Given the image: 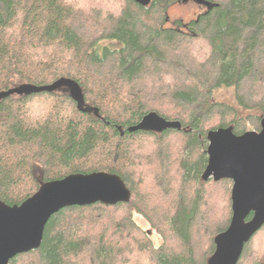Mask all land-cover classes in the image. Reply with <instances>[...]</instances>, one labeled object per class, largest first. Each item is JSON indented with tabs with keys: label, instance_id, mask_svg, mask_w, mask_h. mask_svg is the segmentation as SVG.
Returning a JSON list of instances; mask_svg holds the SVG:
<instances>
[{
	"label": "trees",
	"instance_id": "obj_1",
	"mask_svg": "<svg viewBox=\"0 0 264 264\" xmlns=\"http://www.w3.org/2000/svg\"><path fill=\"white\" fill-rule=\"evenodd\" d=\"M176 1L0 0V202L21 205L43 183L96 172L131 192L128 203L64 209L41 247L10 264H208L214 255L233 183L203 179L207 135L261 129L264 0H205L197 19L168 28ZM108 39L122 47L100 55ZM27 86L51 90L12 92ZM224 86L257 114L215 101ZM152 113L181 129L130 131ZM238 264H264V226Z\"/></svg>",
	"mask_w": 264,
	"mask_h": 264
},
{
	"label": "water",
	"instance_id": "obj_2",
	"mask_svg": "<svg viewBox=\"0 0 264 264\" xmlns=\"http://www.w3.org/2000/svg\"><path fill=\"white\" fill-rule=\"evenodd\" d=\"M133 1L143 7L152 4V0ZM193 1L208 6L205 0ZM46 90L51 88L27 86L12 92ZM170 128L181 129V124L152 113L130 131L163 132ZM207 139L209 161L203 179L233 183L231 222L227 230L215 238L216 250L208 264H238L245 246L264 226V118L259 133L248 131L237 135L232 127H221L210 131ZM130 199L131 192L120 176L96 172L72 174L43 183L21 205L0 202V264H10L19 255L39 249L47 224L66 208L98 203L114 206L128 203Z\"/></svg>",
	"mask_w": 264,
	"mask_h": 264
},
{
	"label": "rangeland",
	"instance_id": "obj_3",
	"mask_svg": "<svg viewBox=\"0 0 264 264\" xmlns=\"http://www.w3.org/2000/svg\"><path fill=\"white\" fill-rule=\"evenodd\" d=\"M206 10L204 5H201L197 1L183 2L182 0L176 1L172 4L168 10L169 20L166 23L168 28H184L187 24H190L193 20L197 19L198 16ZM181 24V26L179 25ZM122 47V45L116 40L108 39L102 41L98 46V52L103 55L105 50H114ZM213 99L217 102L232 106L239 111L241 116L256 115V111H245L239 107L235 98V89L233 87H221L215 89L213 92ZM252 129V128H251ZM249 129V130H251ZM254 131V130H252ZM41 177V175L39 176ZM135 221L144 230L150 232V237L155 245V247H160L163 245V239L161 236L150 227L146 220L138 213H134Z\"/></svg>",
	"mask_w": 264,
	"mask_h": 264
},
{
	"label": "flooded vegetation",
	"instance_id": "obj_4",
	"mask_svg": "<svg viewBox=\"0 0 264 264\" xmlns=\"http://www.w3.org/2000/svg\"><path fill=\"white\" fill-rule=\"evenodd\" d=\"M254 131L259 133V132H261V129H260V131H256V130H254Z\"/></svg>",
	"mask_w": 264,
	"mask_h": 264
}]
</instances>
